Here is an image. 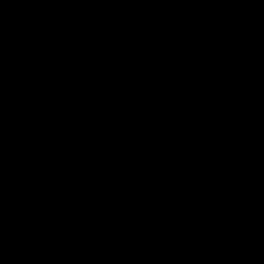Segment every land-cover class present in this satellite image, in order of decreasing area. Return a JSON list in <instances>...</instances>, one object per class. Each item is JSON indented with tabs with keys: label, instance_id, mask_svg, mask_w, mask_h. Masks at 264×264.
<instances>
[{
	"label": "water",
	"instance_id": "obj_1",
	"mask_svg": "<svg viewBox=\"0 0 264 264\" xmlns=\"http://www.w3.org/2000/svg\"><path fill=\"white\" fill-rule=\"evenodd\" d=\"M0 264H264V0H0Z\"/></svg>",
	"mask_w": 264,
	"mask_h": 264
}]
</instances>
